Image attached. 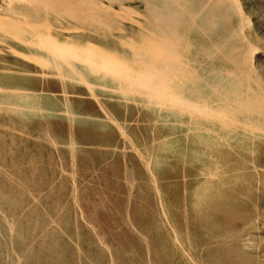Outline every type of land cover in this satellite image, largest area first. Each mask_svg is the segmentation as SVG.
Returning a JSON list of instances; mask_svg holds the SVG:
<instances>
[{"label":"rangeland","instance_id":"1","mask_svg":"<svg viewBox=\"0 0 264 264\" xmlns=\"http://www.w3.org/2000/svg\"><path fill=\"white\" fill-rule=\"evenodd\" d=\"M0 7V264H264V0Z\"/></svg>","mask_w":264,"mask_h":264},{"label":"bare ground","instance_id":"2","mask_svg":"<svg viewBox=\"0 0 264 264\" xmlns=\"http://www.w3.org/2000/svg\"><path fill=\"white\" fill-rule=\"evenodd\" d=\"M39 1V0H38ZM42 1V0H41ZM165 1V0H164ZM168 1H172V2H175L176 0H168ZM7 4V3H6ZM121 6V5H120ZM0 9H1V7H0ZM240 11V10H239ZM241 12V11H240ZM112 15V14H111ZM175 15V12L173 11V10H169V9H166V8H162V10L160 11V14H159V25H163V24H165V23H168V22H171V20L173 21L174 20V18H176L177 17V14H176V16L175 17H173ZM171 18V19H170ZM241 18H243V17H241ZM243 28H244V26H243ZM251 48H252V50H253V47H252V45H251ZM53 51H55V50H53ZM165 94V93H164ZM260 111V110H259ZM242 125V124H241ZM243 126V125H242ZM245 127H246V125H244ZM250 127H251V125H250ZM249 127V128H250ZM253 127V126H252ZM227 129V128H226ZM251 130H253V128H250ZM242 130V129H241ZM257 131V130H256ZM258 131H259V129H258ZM264 133V132H263ZM223 142V141H222ZM239 156V155H238ZM255 165V164H254ZM255 167V166H254ZM261 172V171H260ZM183 249V248H182ZM259 252V251H258ZM260 253H262V252H260Z\"/></svg>","mask_w":264,"mask_h":264}]
</instances>
